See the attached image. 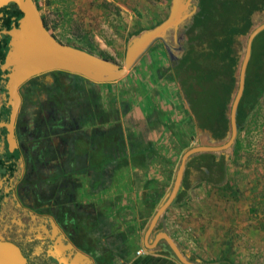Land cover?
<instances>
[{"label": "crops", "instance_id": "obj_1", "mask_svg": "<svg viewBox=\"0 0 264 264\" xmlns=\"http://www.w3.org/2000/svg\"><path fill=\"white\" fill-rule=\"evenodd\" d=\"M165 37V44L156 40L147 49L151 58L146 50L122 78L103 83L107 84L105 88L102 83L81 76V86L90 92L86 95L93 103L92 113L83 125L93 131L92 141L100 146L92 147L90 153L94 155L80 161L84 168L78 175L81 181L78 200L94 214L91 234L97 245L96 255L101 260L122 264H185L160 236L165 233L189 262L222 264L223 260L214 263L185 251L166 219L171 206L177 203L178 194L185 189L187 173H190V188L201 182V176L198 177L201 172L191 175L192 165H188L200 153L186 161L176 196L151 225L158 207L172 190L184 152L212 142L191 121L188 105L171 72L179 37L177 41L168 39V35ZM232 147L233 144L214 152L216 158L220 152L226 159ZM68 159L64 162L69 169L75 159ZM87 168L91 170L90 176L85 173ZM201 169L208 172L204 165ZM88 225L81 224L80 228L87 232ZM235 261L230 260L236 264Z\"/></svg>", "mask_w": 264, "mask_h": 264}, {"label": "flooded vegetation", "instance_id": "obj_2", "mask_svg": "<svg viewBox=\"0 0 264 264\" xmlns=\"http://www.w3.org/2000/svg\"><path fill=\"white\" fill-rule=\"evenodd\" d=\"M10 5L0 8V241L18 247L22 264H122L96 255L94 214L77 196L80 161L100 146L83 125L92 113L83 80L62 70L27 78L17 88L19 103L11 118L6 89L11 69L4 64L7 32L18 20ZM68 158L75 159L69 169ZM191 171L200 172L194 166ZM85 173L92 174L90 168ZM83 222L87 232L80 228Z\"/></svg>", "mask_w": 264, "mask_h": 264}, {"label": "rangeland", "instance_id": "obj_3", "mask_svg": "<svg viewBox=\"0 0 264 264\" xmlns=\"http://www.w3.org/2000/svg\"><path fill=\"white\" fill-rule=\"evenodd\" d=\"M37 1L48 30L58 41L88 49L119 65L123 64L127 41L162 21L172 3V0ZM166 35L174 41L179 32L174 34L170 29ZM146 52L150 57L149 50ZM180 53L181 48L174 51L175 59ZM101 85L105 88L107 84ZM236 138L238 150L235 152L232 147L226 158L228 186L199 182L190 188L184 200L171 206L166 219L183 249L193 256L214 263L227 259L236 260V264H264V95L242 128L237 129ZM217 156L220 157V152Z\"/></svg>", "mask_w": 264, "mask_h": 264}, {"label": "trees", "instance_id": "obj_4", "mask_svg": "<svg viewBox=\"0 0 264 264\" xmlns=\"http://www.w3.org/2000/svg\"><path fill=\"white\" fill-rule=\"evenodd\" d=\"M193 1L196 11L179 29L177 37L181 53L171 62L170 67L188 105L191 121L208 134L212 145H221L231 136L229 109L237 90L242 51L248 34L264 23V0ZM34 2L39 10V3ZM10 7L13 9L12 16L18 20L21 13L14 5ZM40 16L48 29L45 16ZM74 77L82 79L81 76ZM263 95L264 30L251 43L244 87L235 113L238 130L245 124ZM233 148L235 152L238 150L237 138ZM188 165L195 166L201 172L202 182L221 188L228 186L226 159L223 156L216 158L214 152H201ZM202 165L209 170L208 174L201 169ZM189 181L186 177L185 189L178 194L175 202L181 201L187 194V189L192 187ZM222 264L235 263L223 259Z\"/></svg>", "mask_w": 264, "mask_h": 264}, {"label": "water", "instance_id": "obj_5", "mask_svg": "<svg viewBox=\"0 0 264 264\" xmlns=\"http://www.w3.org/2000/svg\"><path fill=\"white\" fill-rule=\"evenodd\" d=\"M7 4H13L21 13L16 28L7 32L9 50L5 56L4 68L11 69L6 85L12 107L11 118L14 116L19 103L17 88L27 78L45 71L62 70L80 75L97 83L118 80L127 73L154 41L160 40L165 44L166 32L172 29L174 34L178 33L181 25L196 11L193 0H172L170 12L162 21L151 28L144 29L127 41L123 64L119 65L113 61L101 58L84 48L58 41L44 26L34 0H0V8ZM190 8L192 9L189 10ZM263 30L264 23H261L248 34L246 39L244 55L238 71L237 90L229 109L230 138L221 145L194 146L184 152L172 190L158 207L151 225L176 196L182 182L186 161L190 156L201 152L225 150L234 143L238 129V123L235 120L236 107L244 87V77L250 57L251 43ZM160 236L167 240L179 260L185 264H193L185 258L167 234L162 233ZM17 248L13 244L0 241V264H22L23 258ZM85 256L87 255L82 253L81 257Z\"/></svg>", "mask_w": 264, "mask_h": 264}]
</instances>
